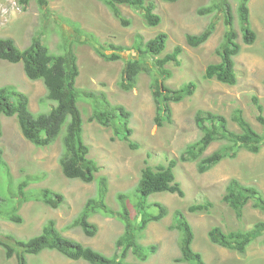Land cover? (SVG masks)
Listing matches in <instances>:
<instances>
[{"label":"rangeland","instance_id":"rangeland-1","mask_svg":"<svg viewBox=\"0 0 264 264\" xmlns=\"http://www.w3.org/2000/svg\"><path fill=\"white\" fill-rule=\"evenodd\" d=\"M154 1L156 12L162 17L161 23L155 27L147 25L142 9L130 5H120L123 14L131 20L129 26H123L100 0H31L27 6L21 5L18 0H0V37L13 38L20 49L29 46L36 35L53 53H66L71 48L77 55L80 69L76 85L81 89L104 91L112 104L124 105L131 112L129 125L133 133L130 138L137 145V148H132L127 140L116 136L112 138V127L91 121L94 113L92 102L82 99L79 106L84 118V140L90 147L89 156L100 167L97 178L86 183L68 178L62 172L60 158L65 129L56 142L39 147L23 135L16 116H0V148L3 150L0 196L5 200L0 201V209L7 216L19 206L18 214L23 217L22 223H16L0 216V237L12 234L28 239L40 233L47 220L55 219L65 236L111 256L117 250L118 237L124 232L121 220L100 213L93 215L90 220L98 226L94 236H87L81 227L72 225L87 199L96 196L99 176L108 177L107 203L110 207L119 210L118 195L125 193L128 195L127 202L133 208L138 199L135 190L142 169L146 165H167L171 158H178L189 143L201 137L202 131L195 118L198 110L222 114L232 130L240 131L232 120L234 110L240 108L253 127L264 132L256 119L257 111L252 101L253 95H257L264 105V0L249 1L251 27L256 33L252 44L243 40L238 16L239 0H228L234 14L237 41L241 45V51L235 57L238 82L234 85L204 78L207 65L220 61L217 50L225 42L228 27L222 8L224 0H220L219 9L209 14H199L198 9L213 0ZM211 24L214 25V32L208 41L198 47L187 43V34L200 33ZM76 28H81V31ZM159 32H167L169 39L165 50L157 57L172 51L177 44L183 47L180 65H166L172 72L166 84L178 88L194 81L198 85L192 96L171 104L173 121L162 126L155 121L157 104L151 87L152 73H157V69L151 68V73L140 74L137 86L131 91H124L118 85L123 59L106 61L86 35L93 34L96 42L111 53V43L130 48L137 36L147 41ZM121 54L124 59L138 57L135 49ZM148 63L152 66V59ZM7 85L15 86L29 96L30 108L35 114L47 112L55 104L46 98L47 89L42 79L27 77L23 62L0 59V86ZM225 143L224 140L214 141L205 154L212 153ZM175 174L185 196L159 192L148 198L149 203L161 202L169 209L165 218L149 223L140 239L144 246L157 244V252L146 261L130 253L127 260L135 264H190L176 261L182 255V233L170 226L174 222V212L179 209L193 226L195 239L192 247L203 254L206 264H264V233L248 246L244 254L214 244L208 237L213 226H220L225 231L249 230L255 223L264 221V211L254 208L252 202L244 207L243 217L238 219L223 200L226 186L232 178L256 186L264 195V145L258 153L239 149L234 158H226L204 173L198 171L195 161H179ZM24 180L30 181L26 188L33 198L30 201H24L19 194V185ZM44 187L63 193L65 203L55 209L37 200ZM207 200L213 203L210 211L188 210L190 205ZM27 258L29 264H91L48 249L40 254H28ZM0 264L18 263L16 256L6 258L0 246Z\"/></svg>","mask_w":264,"mask_h":264},{"label":"trees","instance_id":"trees-1","mask_svg":"<svg viewBox=\"0 0 264 264\" xmlns=\"http://www.w3.org/2000/svg\"><path fill=\"white\" fill-rule=\"evenodd\" d=\"M30 1L19 0V3L27 6ZM100 1L111 9L113 15L123 26H129L131 20L123 14L120 5L142 9L149 26H157L162 20L160 14L156 12L154 0ZM163 1L176 2L179 0ZM249 1L239 0L238 16L243 40L247 44H252L256 39V33L251 27ZM220 7V0H213L212 3L200 7L198 13L209 14ZM222 8L228 28L225 42L217 50L221 60L207 65L204 78L234 85L238 82L235 57L240 53L241 45L237 41L238 33L234 27V14L230 2L224 0ZM76 29L81 31V28ZM213 32L214 25L211 24L200 33L187 34L186 41L190 46L198 47L208 41ZM86 35L92 39L91 44L96 52L106 61L123 59L124 64L118 85L124 91H131L137 86L141 73H151V68L157 69V73H152L151 87L157 104L155 121L160 126L165 122L173 121L172 103L181 102L196 92L198 85L194 81L184 83L178 88H172L166 84V80L172 74L166 64L173 62L180 65L179 56L183 52V47L176 45L171 52L157 57L166 48L169 37L166 32H160L147 41H144L142 36H137L130 48L111 43L109 44V48L112 49L111 53H107L104 46L96 42L93 34L86 33ZM129 49H135L138 57L124 59L121 52ZM0 59L12 63L23 62L27 77L32 80L42 79L47 89L46 98L55 103L49 111L35 114L30 108V99L26 93L12 85L0 86V116H16L23 135L39 147H46L56 142L65 129L60 165L66 177L90 183L97 178L96 173L100 170L97 161L89 156L90 147L84 140V118L79 106L82 99L92 102L94 113L90 118L91 121L95 120L104 126L112 127L114 131L112 138L120 137L127 140L132 148H137L130 138L133 133L129 125L131 112L122 104H112L104 91L81 89L76 85L80 69L77 55L71 48L66 53H53L41 37L36 35L29 46L20 49L13 38L0 37ZM150 59H152V66L148 63ZM252 101L257 111L256 119L264 131V105L257 95H253ZM195 118L202 131L201 137L189 143L181 155L178 158H171L167 165L159 164L156 167L146 165L142 169L135 190L138 199L133 208L127 202L128 195L125 193L118 195L121 206L119 210L116 211L110 207L107 203L108 177L99 176L96 196L87 199L84 208L74 219L72 225L81 227L87 236H94L98 232V226L90 220L93 215L100 213L121 220L124 224V232L116 241L117 250L113 255H106L76 239L65 236L57 227L56 220L49 219L44 223L41 232L31 238H18L12 234H6L5 238L0 237V245L4 248L6 258L10 259L16 255L18 264H29L28 254H40L48 249L56 250L70 259H82L91 264H135L127 260L130 253H133L139 260H148L151 254L157 252L158 245H142L140 239L143 232L149 223L160 221L169 214V209L165 204L149 203L148 198L159 192L185 196L181 183L176 180L175 168L179 161H195L198 163V171L204 173L222 160L234 158L239 149L258 153L264 145V132L257 131L240 108H236L232 114V120L237 123L240 131L232 130L225 116L211 110L200 109ZM218 140H224L226 143L206 155L205 152L210 145ZM2 156L3 150L0 148V169ZM29 184V180H24L19 185V194L24 201L33 199L30 193L26 192ZM37 200L53 208H59L65 203L66 197L61 192L44 187L37 196ZM223 200L234 210L238 219L243 217L244 207L249 202H252L254 208L264 211L262 191L254 185L242 183L237 178H232L228 182ZM0 201L5 200L0 196ZM18 207L7 216V213L4 215L0 209V216L7 217L16 223H22L23 217L18 214ZM212 207L213 203L207 200L190 205L188 210L190 212L210 211ZM170 228L182 233L180 241L182 255L177 257L176 261L206 264L203 254L192 247L195 232L182 210L178 209L174 212V222ZM263 233L264 221H260L249 230L225 231L220 226H213L209 230L208 237L214 244L244 254L248 246Z\"/></svg>","mask_w":264,"mask_h":264},{"label":"clouds","instance_id":"clouds-1","mask_svg":"<svg viewBox=\"0 0 264 264\" xmlns=\"http://www.w3.org/2000/svg\"><path fill=\"white\" fill-rule=\"evenodd\" d=\"M19 1V0H18ZM248 5H249V3H248ZM162 18V17H161ZM162 21V20H161ZM161 23V22H160ZM158 26V25H157ZM153 27H155V26H153ZM160 33V32H159ZM167 33V32H166ZM168 34V33H167ZM194 34H196V33H194ZM169 36V35H168ZM155 37V36H154ZM168 39H169V37H168ZM168 42V41H167ZM177 45H180V44H177ZM167 46V45H166ZM176 46V45H175ZM174 46V47H175ZM174 49V48H173ZM165 50V49H164ZM171 52V51H170ZM167 53H169V52H167ZM166 53V54H167ZM181 55V54H180ZM179 58H180V56H179ZM3 60V59H2ZM221 60V59H220ZM170 63H173V62H170ZM169 64V63H168ZM175 64V63H174ZM235 64H236V62H235ZM167 65V64H166ZM236 69V68H235ZM144 73V72H143ZM142 74V73H141ZM238 77V76H237ZM169 79V78H168ZM55 209H57V208H55ZM58 227V226H57ZM59 228V227H58ZM60 229V228H59ZM61 230V229H60ZM63 233V232H62ZM74 239V238H73ZM77 240V239H76ZM1 246V245H0ZM2 247V246H1ZM3 248V247H2ZM4 249V248H3ZM5 252V251H4ZM14 256H16V255H14ZM13 256V257H14ZM12 258V257H11ZM17 258V257H16ZM17 263H18V261H17Z\"/></svg>","mask_w":264,"mask_h":264}]
</instances>
